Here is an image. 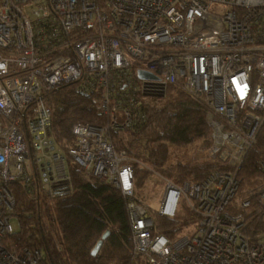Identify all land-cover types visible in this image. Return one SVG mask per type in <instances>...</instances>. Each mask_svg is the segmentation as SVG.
<instances>
[{
    "label": "built area",
    "instance_id": "obj_1",
    "mask_svg": "<svg viewBox=\"0 0 264 264\" xmlns=\"http://www.w3.org/2000/svg\"><path fill=\"white\" fill-rule=\"evenodd\" d=\"M136 69L154 77L139 79ZM66 83L101 88L110 119L74 124L61 154L48 136L49 100ZM167 86L206 107L207 158L219 165L178 185L166 180L157 214L172 216L182 201L197 215L189 234L173 238L155 232L127 155L110 138L144 119V92ZM263 128L264 0H0V264H49L35 208L40 191L70 189L67 156L119 189L142 264H264V231L244 232L253 194L264 222V181L228 207Z\"/></svg>",
    "mask_w": 264,
    "mask_h": 264
},
{
    "label": "trees",
    "instance_id": "obj_2",
    "mask_svg": "<svg viewBox=\"0 0 264 264\" xmlns=\"http://www.w3.org/2000/svg\"><path fill=\"white\" fill-rule=\"evenodd\" d=\"M101 100V88L83 93L74 83H66L52 89L48 136L55 145L66 153L74 142L72 128L78 122H108L110 116L102 113ZM140 114L144 119L134 129L110 131L115 150H124L126 161L132 166L134 191L139 198L141 188L155 173L178 185L188 176L199 179L219 168L217 163L207 159L192 163L171 160L173 148L187 146L204 149L207 155L209 128L206 107L199 99L177 87L167 86L162 97L140 98ZM66 162L70 189L53 197L40 191L35 208L48 263L142 264L132 257L125 200L119 189L97 177L84 175L69 156ZM261 163L264 165V128L238 171L240 182L228 206L230 209H236V200L245 197L248 190L262 184L264 166ZM250 197L251 205L245 209L248 213L244 232L252 236L264 231V222L258 211L256 195ZM180 203L181 209L178 208L172 216L154 211L155 232L173 238L184 226L196 221L197 215L184 202ZM106 230L109 234L97 254L91 255L92 247Z\"/></svg>",
    "mask_w": 264,
    "mask_h": 264
},
{
    "label": "rangeland",
    "instance_id": "obj_3",
    "mask_svg": "<svg viewBox=\"0 0 264 264\" xmlns=\"http://www.w3.org/2000/svg\"><path fill=\"white\" fill-rule=\"evenodd\" d=\"M60 152L61 154H66L61 148L58 146H55L54 150L52 152ZM182 160L185 163H192L196 161H203L208 160L207 155L205 153L204 149H199L195 146H187L184 148H173L171 151V160ZM166 180L163 176L160 174L155 173L149 180L146 181V183L141 188L140 194L141 198L145 202L146 205H148L149 209L154 214V211L157 210L160 204V199L164 193ZM245 191V190H244ZM244 195H241L242 197ZM181 202V201H180ZM177 204V207L175 211H178L181 209V203ZM179 208V209H178ZM154 217V215H153ZM155 220V219H154ZM10 223L12 225V228L14 230L17 229L18 225L16 220L13 218L10 220ZM193 223L184 226L179 233H188L192 230Z\"/></svg>",
    "mask_w": 264,
    "mask_h": 264
},
{
    "label": "water",
    "instance_id": "obj_4",
    "mask_svg": "<svg viewBox=\"0 0 264 264\" xmlns=\"http://www.w3.org/2000/svg\"><path fill=\"white\" fill-rule=\"evenodd\" d=\"M136 77L139 79H150L153 78L154 75L150 73L149 71L143 70V69H136ZM144 95L146 96H157V97H162L164 95L163 91H159L157 93H147L144 92ZM109 234V230L104 231V233L101 235V237L96 241L95 245L92 247L90 254L91 255H96L103 240L107 237Z\"/></svg>",
    "mask_w": 264,
    "mask_h": 264
}]
</instances>
